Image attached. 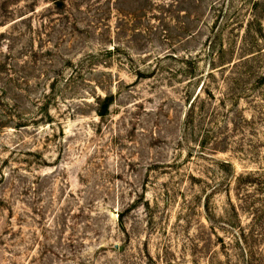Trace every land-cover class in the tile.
Returning <instances> with one entry per match:
<instances>
[{
  "label": "rangeland",
  "instance_id": "1",
  "mask_svg": "<svg viewBox=\"0 0 264 264\" xmlns=\"http://www.w3.org/2000/svg\"><path fill=\"white\" fill-rule=\"evenodd\" d=\"M0 264H264V0H0Z\"/></svg>",
  "mask_w": 264,
  "mask_h": 264
}]
</instances>
